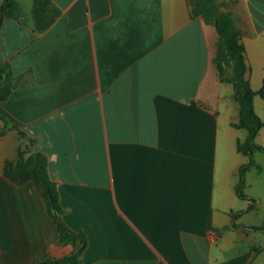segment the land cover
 Here are the masks:
<instances>
[{"label": "crops", "instance_id": "1", "mask_svg": "<svg viewBox=\"0 0 264 264\" xmlns=\"http://www.w3.org/2000/svg\"><path fill=\"white\" fill-rule=\"evenodd\" d=\"M218 1L242 31L259 90L264 0ZM34 2L10 0L0 26V64L15 77L0 116L26 133L2 134L0 119V264L74 249L36 183L4 174L24 149L47 155L64 220L87 236L82 264H264V227L246 228L264 226L250 219L264 211V182L246 192L256 207L233 216L250 202L236 192L250 158L237 146L247 130L232 124L234 87L214 62L215 25L189 0H53L60 15L39 31Z\"/></svg>", "mask_w": 264, "mask_h": 264}, {"label": "trees", "instance_id": "2", "mask_svg": "<svg viewBox=\"0 0 264 264\" xmlns=\"http://www.w3.org/2000/svg\"><path fill=\"white\" fill-rule=\"evenodd\" d=\"M10 0L0 1V26L3 20V10L9 5ZM193 16H202L207 22L215 25L217 30V49L214 56L218 76L221 81L231 83L234 87V98L239 104V118L232 124L247 130V137L239 139L238 150L249 156V161L243 164L239 171L236 184L238 196L248 199L246 210L233 214L234 218L243 212L256 207L258 197L245 192V174L254 167L258 172H263V166L255 159L256 152H264V145L257 140V135L264 120L257 114L254 107V98L259 95L264 99V84L259 90H254L250 83L248 73L250 66L247 60L246 47L242 40V31L231 11L221 10V3L216 0H189ZM34 19L39 31L46 30L60 15L61 9L53 0H35ZM14 75L9 62L0 64V100L9 98L15 86ZM5 123L1 133L5 134L10 129H18L22 136L26 133L16 124L0 116ZM33 141V140H31ZM4 174L12 181L23 184L33 180L45 199L49 214L58 226L59 238L62 243H72L74 249L62 257H48L40 260L39 264H82L81 254L87 245V236L84 231L71 228L64 220V209L60 203L57 182L48 171L47 155L41 151L30 152L24 149L19 152L16 159H8L4 166ZM263 225L246 226L247 229H261Z\"/></svg>", "mask_w": 264, "mask_h": 264}, {"label": "rangeland", "instance_id": "3", "mask_svg": "<svg viewBox=\"0 0 264 264\" xmlns=\"http://www.w3.org/2000/svg\"><path fill=\"white\" fill-rule=\"evenodd\" d=\"M219 2L218 0H216ZM220 3V2H219ZM221 10H225L226 7L220 6ZM261 98V97H260ZM255 159L257 162H260L264 165V152H258L255 154ZM255 168L248 170L245 174L246 185H245V192L253 191L254 189H263L262 183L264 182L263 174H258ZM259 176V177H257ZM253 214V213H252ZM264 218V211L259 213H254V215L250 216V219L254 221H261Z\"/></svg>", "mask_w": 264, "mask_h": 264}]
</instances>
